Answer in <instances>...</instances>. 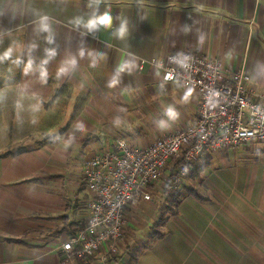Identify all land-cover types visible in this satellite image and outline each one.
I'll use <instances>...</instances> for the list:
<instances>
[{
  "label": "crops",
  "instance_id": "crops-1",
  "mask_svg": "<svg viewBox=\"0 0 264 264\" xmlns=\"http://www.w3.org/2000/svg\"><path fill=\"white\" fill-rule=\"evenodd\" d=\"M104 13L110 27H85ZM179 52L247 73L260 102L264 0H0V264H61L62 244L89 214L83 163L120 141L143 149L194 124L193 90L138 71L139 60ZM256 147L262 174L264 144L254 143L204 156L201 176L214 155ZM189 191L202 201L181 197L162 238L147 247L151 232L148 252H131L133 264H264V184L226 191L232 223ZM148 205L128 210L125 237L139 234L133 220ZM122 254L109 264H124Z\"/></svg>",
  "mask_w": 264,
  "mask_h": 264
},
{
  "label": "built area",
  "instance_id": "built-area-1",
  "mask_svg": "<svg viewBox=\"0 0 264 264\" xmlns=\"http://www.w3.org/2000/svg\"><path fill=\"white\" fill-rule=\"evenodd\" d=\"M144 70L159 74L165 84L193 90L198 96L196 121L143 149L120 141L83 163L81 176L92 195L89 214L83 227L62 244L61 264L115 260L128 210L150 203L158 182L179 188L204 156L264 144V97L250 100L247 73L227 74L218 61L193 52L139 60L138 71Z\"/></svg>",
  "mask_w": 264,
  "mask_h": 264
},
{
  "label": "rangeland",
  "instance_id": "rangeland-1",
  "mask_svg": "<svg viewBox=\"0 0 264 264\" xmlns=\"http://www.w3.org/2000/svg\"><path fill=\"white\" fill-rule=\"evenodd\" d=\"M262 150L260 147L252 149H243L241 151H231L228 154L214 155L210 166L203 173L199 179H186L182 186L185 190L181 192L183 200L186 199L187 190L192 189L198 192L203 198L208 199V203L204 205L206 208L212 210V208L219 210L222 209L224 218L232 223V219L235 217L231 211V202L227 190L231 191V186H255L256 184H264V171L259 175L256 168L253 166L261 162L262 156L258 152ZM164 182L161 180L155 187L152 193L151 202L148 203L149 213L145 211H139V222L133 226V229H139V234L132 231V239L125 237L124 243L120 248L122 259L124 264H133V258L131 252H148L145 250L146 240L148 235L151 234V228L156 224L159 216L169 217L174 210V206L169 204L164 198H161V190L164 188ZM226 187L227 190L220 192L219 187ZM181 189V188H180ZM214 206V207H212ZM136 216V215H135ZM240 221L244 222L245 218L239 216ZM129 245V246H128ZM128 252V254H126ZM120 260V257L115 261ZM114 262V261H113ZM109 264V263H108Z\"/></svg>",
  "mask_w": 264,
  "mask_h": 264
},
{
  "label": "trees",
  "instance_id": "trees-1",
  "mask_svg": "<svg viewBox=\"0 0 264 264\" xmlns=\"http://www.w3.org/2000/svg\"><path fill=\"white\" fill-rule=\"evenodd\" d=\"M209 158H204L203 162L201 164H198L193 172L189 175L188 179L193 180V179H198L203 170L208 166ZM168 181V179H165ZM163 197L164 200L169 202V204L174 206L173 212L171 211V215L174 216L176 215L175 210L179 206L181 202V192L184 191L185 189L183 187L179 188H174L172 184L168 183L165 186H163ZM181 188V189H180ZM187 195H193L195 198L199 201H202L200 197H198L194 192L187 190ZM167 219L164 216H160L157 223L155 224L153 230H152V235L150 237L149 243L147 244V247H150L154 244L155 241H158L162 238V235L159 232L160 227H164L166 224ZM77 264H91V261H79Z\"/></svg>",
  "mask_w": 264,
  "mask_h": 264
},
{
  "label": "clouds",
  "instance_id": "clouds-1",
  "mask_svg": "<svg viewBox=\"0 0 264 264\" xmlns=\"http://www.w3.org/2000/svg\"><path fill=\"white\" fill-rule=\"evenodd\" d=\"M98 25L104 26V27H110L112 25L111 15L108 13H104L100 15L98 18L89 19L88 22L85 24V27L91 31V30L96 29ZM125 32H126V28L124 26V23H121L119 31H118V35L120 37H123L125 35ZM51 54L52 53H50V55ZM72 63L74 64L75 61H73ZM112 83L115 84V81H113ZM168 115L169 116L173 115L172 109H169Z\"/></svg>",
  "mask_w": 264,
  "mask_h": 264
}]
</instances>
